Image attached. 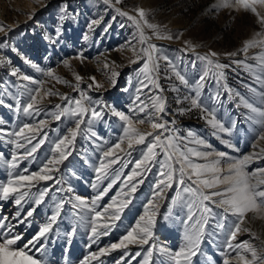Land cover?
Segmentation results:
<instances>
[{"label": "rangeland", "instance_id": "1", "mask_svg": "<svg viewBox=\"0 0 264 264\" xmlns=\"http://www.w3.org/2000/svg\"><path fill=\"white\" fill-rule=\"evenodd\" d=\"M218 4L219 0H121L119 4L116 0H110L107 4L104 0H0V26L3 28L0 30V99L4 101L0 104V130H3L0 132V183L7 182L9 172L25 175L38 172L54 155L52 149L55 142L76 127V118L71 116L55 119V114L62 110L56 109L55 105L60 104L62 108L68 106V102L62 100L61 96L66 94L73 101L80 99L83 107L103 111V116L92 119L91 123H88L91 111L87 113L81 124L82 131L69 149L71 155L58 166L59 171L53 174L61 183L33 181V186L28 187L29 182L25 181L21 192L28 191L30 196L25 198L27 203L22 201L20 206L15 204L18 194H13L7 201L0 194V218H8L7 224L13 226L12 235L23 236L18 241L19 247H23L48 222V217L54 214L55 205L65 201L48 239L41 238L35 248L30 247L29 254L33 258L44 260L46 264H84L86 257L89 258L88 264H117L123 256L121 264H143L148 249L153 248L148 264H174L160 249L165 248L172 253L180 250L186 246L185 233L193 229L197 220L204 224L199 208H193L190 213L188 203L191 198L183 193V186L177 182L174 181L171 188L165 187L160 196H153L155 185L161 178V168L159 163L150 162L146 167L151 170L142 172L132 181L142 182L136 184L135 193H129L132 201L128 208L115 221L109 219L114 212V209H109L103 219L98 221V226L100 223H108L111 230L92 242L91 220L95 213L88 208L74 209L67 201L75 203V197L79 196L91 206V201L98 192L106 188L119 171L122 173L121 179L98 201L97 210L103 211V208L113 202V197L119 205L126 198L122 192L129 191L128 188L122 189V185L128 183L124 177L133 171L136 161L142 158L147 151V144L153 139L147 137L144 144H133L132 149H129L126 138L121 142L125 122L114 115V111L123 112L134 119L137 116L144 119L149 112H154L151 108L153 98L161 96L166 100L167 109L163 121H175L168 127L178 130V133L172 134L187 137L191 130L197 139L205 141L204 145H200L192 143V138L189 137L187 141L179 142L181 149L185 151L193 148L210 153L206 159L189 154V159L194 163H211L221 159L216 153L225 152V162L220 165L225 171L228 163L244 156L251 157L246 171L252 173L264 168V139H260V136H264V127L255 123L258 113L252 112L241 100L244 97L253 107L264 110V97L261 95L264 93V59L261 58L264 48L256 46L250 47L247 53L240 51L244 42L264 39V25L259 22L256 14L264 17V5H253L256 8L254 13L237 5L235 0H230L228 7H218ZM117 9L128 15H120ZM137 9L144 10L148 23L158 26L155 31L161 37L170 35L172 38H157L153 34L154 30L140 21L145 35L149 37L147 43L141 45L139 30L128 19V16H132L140 20ZM58 28L61 30L59 38L56 36ZM257 33L261 35L258 37ZM147 44L156 45L158 55L168 57L190 85L195 83L206 68V62L199 61L198 55L216 52L219 55L212 57L213 60L230 65L224 69L226 77L219 85L213 79L205 82L202 103L209 109L208 112L192 108L191 98L195 93L180 82L168 61L162 58L158 60V73L152 75L163 91L152 84L142 87V81L148 82L139 71L146 59L140 49ZM231 52L239 54L235 57L225 55ZM78 56L83 58H77ZM232 60H246L252 67L233 64ZM37 68L41 71H37ZM13 70H16L17 75L11 74ZM48 71L53 75L48 76ZM114 72L118 74L115 77L112 75ZM24 75L41 83L23 80ZM76 75L82 77L79 90L75 89ZM56 77L68 81V84L58 82ZM91 78H94L95 83ZM113 79L116 81L115 85L112 84ZM225 83L233 90L231 98L224 88ZM97 84L100 87H96ZM174 87L178 91H173ZM36 88L41 90L37 95L36 105L39 114L26 115L22 109L17 113L16 99L19 98L22 105L27 104L30 100L28 90ZM47 91L58 95L46 96L44 93ZM217 92L221 94L219 102L213 99ZM178 98L182 103H177ZM140 101L149 106L145 113L135 111ZM70 107L76 106L73 103ZM181 108L191 110L181 113ZM212 109H215L216 120L229 129V132L219 131L208 123L212 118ZM41 120L46 121L45 125L39 124ZM26 123L42 130L41 135L32 141V145L43 138L44 132L47 133L45 143L32 156L26 155V150H30L32 145L13 134ZM135 127L145 133L153 131L148 122L137 123ZM168 134L165 133L166 136ZM25 135L32 134L26 132ZM12 141L24 144L25 147L17 148ZM118 142H121L123 151L116 149L115 155L120 159L110 165L107 177L97 181L96 168L100 166L103 152ZM155 151L158 153L156 160L164 159L159 148ZM129 152L131 155H128ZM13 154L19 161L15 169L9 168ZM103 159L107 163L112 158ZM143 167L145 166L142 165ZM210 177L211 173H208L204 178ZM261 178H264V174L257 172L251 182L255 183ZM94 183L97 184L95 188L92 186ZM188 184L191 181H186V185ZM69 187L72 192L67 191ZM223 187L224 185L219 186L220 189ZM45 188L49 192L45 194L43 202L36 206L34 201ZM60 188L65 191H57ZM178 193L179 198L174 202ZM149 200L155 207L148 205ZM145 205H148L149 214L155 212L156 219L149 244H131L126 249L112 250L111 245L119 243L128 231L137 228L138 222L143 226L140 217L145 215ZM211 206L213 215L204 225L199 250L191 257L190 262L182 260L181 264H224L226 259L228 264H264V209L247 212L243 220H239L232 214L225 216L223 208ZM33 207L36 211L24 224L13 219L17 211L21 212L19 219H23L29 208ZM193 214V220L186 225L184 222ZM198 227L197 225V230ZM73 228L75 233L69 246L66 233ZM0 231L6 233L7 227ZM98 231L102 233L105 229L98 227ZM233 232H236L234 239ZM41 244L46 246L45 249L36 251ZM101 248L110 251L92 260L91 254L99 253ZM251 249L255 250L258 259L253 260ZM125 252L128 253L127 256ZM137 252L140 253L139 256H136ZM241 256L244 257L243 260Z\"/></svg>", "mask_w": 264, "mask_h": 264}, {"label": "snow or ice", "instance_id": "2", "mask_svg": "<svg viewBox=\"0 0 264 264\" xmlns=\"http://www.w3.org/2000/svg\"><path fill=\"white\" fill-rule=\"evenodd\" d=\"M110 0H104V3H109ZM121 0H116V3L119 4ZM235 3L244 9H250L254 13H256V8L253 6L257 3L264 5V0H235ZM230 6V0H219L218 7H228ZM120 15H128L127 13L120 12L119 9L116 10ZM140 20H136L132 16H128L129 20H132L138 30H139V43L141 45H145L149 40L143 31V27H141L140 21H144V24L153 29V34L157 36V38H167L171 39L170 35L161 37L158 32L155 31L157 29V25L148 23L145 19V12L142 9L136 10ZM259 19V22L264 25V17L259 16V13H256ZM64 19V17H62ZM0 30H3L2 26H0ZM61 35V30L58 28L56 30V36L59 38ZM258 37L261 33L256 34ZM47 38V37H46ZM260 46L264 48V39H253L244 42L243 47L240 51L247 53L250 47ZM186 51V49H185ZM146 59L143 62V66L139 69L140 73H143L145 79L148 83H142V87H147L148 84L154 85L157 89L161 92L163 91L160 88L158 80L153 77V73H158L159 71V59H164L168 61V65L172 68L175 75L178 77L180 82L185 86L191 89L195 93L194 97L191 98V106L192 108H200L204 112H208L209 109L202 103V89L205 87V82L209 79H213L216 81L217 85L220 84L221 80H225L226 74L224 69L230 67L228 64L220 63L218 60H213L212 57H218V53L216 52H209L206 55H198L197 59L199 61L206 62V68L202 75L195 81L194 84L190 85L189 81L186 77L181 74L178 70H176L175 65L172 64L168 57L164 56L161 57L158 55V48L156 45L147 44L146 47H142L140 49ZM239 53L238 52H231L225 53L226 56L235 57ZM77 58L82 59V56H78ZM262 59H264V54H262ZM135 63L136 61H132ZM233 64L236 65H243L245 68H251V65L246 63V60H232ZM33 67H37L33 65ZM193 67H195V62H193ZM37 71H41V69L37 68ZM12 75H17L16 70H13L11 73ZM48 76H52V72L48 71L46 73ZM113 77L118 75L117 73L112 74ZM23 80H32L31 77L24 75L22 77ZM58 82L68 84V81L60 80L59 77H56ZM94 81V78H91ZM75 80L77 84L75 85V89L79 90V82L82 80V77L79 75L75 76ZM32 83H41L36 80H32ZM115 79L112 80V84L115 85ZM91 87V85H89ZM96 87H100L99 84ZM224 88L229 92V96L231 98L232 89L228 88L227 84H224ZM173 91H178L175 87L172 89ZM40 88L36 89H29V96L30 100L27 104L21 103V100L18 98L16 99L15 109L17 113H19L22 109L23 113L26 115H32L33 113L39 114V110L37 109L36 105L38 104L37 95L40 93ZM139 91V90H138ZM35 93V94H33ZM46 96L51 95H58L57 93H52L51 91H47L44 93ZM220 93L217 92L213 99L216 102L220 100ZM236 95H240L236 93ZM262 97H264V93H261ZM62 100L68 102V106H62L60 104L55 105L56 109H62L57 114H55V119L60 120L62 116L68 115L73 118H76V127L74 129L69 130V134L61 137L55 142V145L52 149L54 155L47 160L46 163L40 168L38 172H33L30 175H25L23 173L14 174L13 172H9V179L6 183H0V194H2V199L7 201L13 194H18L15 198V204L20 206L22 201L27 203L26 197L30 196L28 191L21 192V188L25 187L24 182L27 181L28 187L33 186V181H55V183H61V181L56 180L54 173L59 171L58 166L63 163V161L68 159V156L71 155L69 151L70 147L74 145V141L78 134L82 131L81 124L84 122L85 117L89 110L91 111V119L88 120V123L92 122V119H99L103 116L102 110H97L96 108H86L82 106L81 100L76 99L72 100V98L68 97L66 94L61 96ZM85 99H87L85 97ZM188 99V97H185ZM139 100V97H137ZM242 102L245 104L246 107H249L252 112L258 113V119L255 120V123L259 124L261 127H264V110H259L244 97H241ZM3 99H0V104H3ZM75 104V108L70 107L71 104ZM99 103V102H97ZM177 103H182V101L178 98ZM9 107H12L9 105ZM148 105L144 104L143 101H140L137 109L139 113H145L146 109H148ZM151 108L154 112H149L147 117L142 119L138 116L134 119L129 115L124 114L123 112L114 111L113 114L118 116L121 121L124 123V136L121 138V142L123 139H127L128 141V148L132 149L133 144L141 145L146 142L147 137H152V142L147 144V151L144 152L142 158L137 160L135 163V167L133 171L129 173L128 176L124 177V179L128 182L125 185H122L123 188H128V192H122V195L126 198L122 199L119 205L116 204V198L113 197V202L110 203L107 207L103 208V211L97 210L98 201L103 199V197L107 194L109 189L112 188L113 184H115L118 180L121 179L122 173L117 171L115 173V179L112 180L111 183L107 185L102 191L98 192L96 197L91 201V206L88 203L81 199L79 196L75 197V203H72L71 200L67 202L72 204V208L74 209H83L88 208L90 212H94L95 214L92 216L91 220V233L92 236L90 239L94 243L96 238L99 235H107L108 231H110V226L108 223H100L98 226V221L102 220L105 214L109 212V209H114V212L109 217L110 220L115 221L120 219V214L128 208L129 204L132 201V197L129 193H135L137 188L136 184L141 183L142 181H136V183H132L135 180V177L140 176L144 171H150L149 167H146L150 162L159 163L161 171L159 173L160 179L158 180L157 184L155 185V191L153 192L154 197H158L163 193L164 188H171L173 182H177L182 187L183 193H187L188 196L191 198V202L188 203V208L191 213L193 208H199L201 213L203 214L204 224H200L199 220H197L196 225H193V229L189 230L185 233V240L186 246L182 247L180 250L175 251L174 253L170 252L165 248H161L160 251L169 257L170 260L174 261V264H181L182 260L189 261L191 257L196 255V252L199 250L200 243L204 233V225L207 224L208 218L213 215V208L211 205H216L218 207L223 208L225 216L228 214H232L237 216L239 220H243L245 213L247 212H256L258 210L264 209V178L257 179L255 183H252L251 180L253 177L256 176L257 172L264 174V168L257 169L256 172H248L246 171L248 162L251 159L249 156H244L242 159H236L233 162L228 163L227 170L225 171L223 168L220 167L222 162H225L223 158L227 156L225 152H218L216 155L221 159H216L211 161V163H194L191 159H189V154H192L196 157H203L207 158L210 153L200 152L193 148H187L186 151L181 149L180 141H187L189 137L192 138L191 142L204 145L205 141L203 139H197L195 137V133L191 130L188 132L187 137H180L179 135H173L172 133H178L177 129H170L168 127L169 124H174L175 121H163V115L167 114L166 109V100L161 96H155L153 98V103ZM191 109H179L181 113L185 111H190ZM130 111H133L130 109ZM212 118L208 120V123L212 125L213 128H218L219 131L222 132H229V129H226L222 123L216 120L215 117V109L211 110ZM153 115H155V119H153ZM150 123V127L152 128V132H141L136 127L135 124H143V123ZM2 123V121H0ZM46 121L41 120L39 121L40 125H45ZM3 130H0L2 132ZM40 128H34L30 124H24L22 127L19 128V131L13 133L17 137H22L26 140L27 144L32 145V141L37 139V136L41 135ZM31 133L32 135H25V133ZM165 133H169L167 136ZM95 135V133H93ZM47 138V133H43V138L39 139L35 145H32L30 150H26L27 156H32L33 153L40 148L41 145L45 143ZM260 139H264V136H260ZM121 142L116 143L112 147H109L107 151L103 152V158H112L109 159L107 163L104 162L102 158L100 166L96 168V172L98 173L96 180L100 181L103 177H107L109 175L108 169L110 165L117 163L120 159L118 156L115 155V150L121 149ZM12 143L16 144L17 148L25 147L24 144L18 143L16 141H12ZM231 146V145H229ZM159 148L160 152L163 153L164 159L156 160L158 153L155 149ZM128 155H131L129 152ZM175 156V158H174ZM114 157V158H113ZM19 163L17 156L13 154L11 158V163L9 164V168L15 169L17 164ZM142 165L145 166L142 168ZM178 165L179 167H175ZM140 169L141 171H137ZM190 170V171H189ZM27 171V170H25ZM211 173L210 178H204L206 174ZM186 181H191V184L186 185ZM192 185H195L193 187ZM220 185H224L222 189L219 188ZM94 188L97 187V184L94 183L92 185ZM205 189H209L212 191H204ZM59 192L65 191V189L60 188L57 189ZM68 192H72V188L69 187L67 189ZM49 192L48 188L43 189L41 191L39 198L35 199V205L39 206L43 200L46 193ZM178 197L174 198V202ZM213 198H219L218 200ZM207 202V203H206ZM65 201H60L55 205L54 214L48 217V222L45 223L42 227L39 228L38 233L32 237L31 240H28L23 247L18 246V241L23 239L21 234L12 235L13 226L7 224V217L0 218V230H3L7 227V232L0 231V264H46L44 260L35 259L32 255L29 254L30 247L35 248V246L39 243L41 238L44 240L48 239V234L53 228V225L56 224L58 217L60 216L61 209L64 206ZM148 205H153L152 201L149 200ZM148 205H145V215L140 217V221L143 222V226L140 225L138 222L137 228L130 230L124 235L119 243H114L111 245V249H126L128 245L131 244H140L145 245L149 244L150 239L153 236V227L156 224L155 219V212L149 214L148 213ZM36 211V208H29L26 212V216L23 219H19L21 217V212L17 211L15 217L19 224H24L27 221V218L32 217L33 213ZM147 217V218H146ZM194 214L190 215L188 220L184 223L187 225L189 221L193 220ZM197 225L198 230H197ZM114 226V225H113ZM99 228L105 229L104 232H99ZM237 231H239V225H237ZM75 233V228L72 231L66 233L68 237V244L71 245L72 237ZM236 236V232L232 233V238L234 239ZM45 245L41 244L36 251H42L45 249ZM231 247V244H229ZM110 249L101 248L99 253H92L91 259H97L98 255H105L109 252ZM253 260L258 259L256 256V252L254 249H251ZM153 254V248L148 249V253L144 258L143 264H148L149 257ZM128 253L125 252V256ZM140 253L137 252L136 256H139ZM242 260L244 259L243 256L240 257ZM88 257L85 258L84 264H88ZM124 260L122 256L117 264H121ZM224 264H228L227 259L224 261Z\"/></svg>", "mask_w": 264, "mask_h": 264}, {"label": "bare ground", "instance_id": "3", "mask_svg": "<svg viewBox=\"0 0 264 264\" xmlns=\"http://www.w3.org/2000/svg\"><path fill=\"white\" fill-rule=\"evenodd\" d=\"M234 109H235V108H234ZM240 117H241V116H240ZM240 117H239V118H240ZM245 117H246V116H245ZM242 120H243V119H242ZM259 223H260V222H259ZM256 226H258V224H257Z\"/></svg>", "mask_w": 264, "mask_h": 264}]
</instances>
